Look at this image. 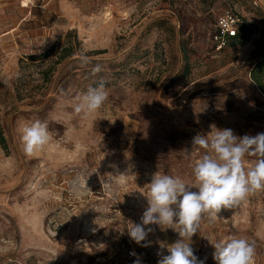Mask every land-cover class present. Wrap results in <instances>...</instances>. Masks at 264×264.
Returning a JSON list of instances; mask_svg holds the SVG:
<instances>
[{
	"label": "rangeland",
	"instance_id": "374dc122",
	"mask_svg": "<svg viewBox=\"0 0 264 264\" xmlns=\"http://www.w3.org/2000/svg\"><path fill=\"white\" fill-rule=\"evenodd\" d=\"M253 5L0 0V264H157L161 243L178 234L146 226L154 232L143 247L127 232L141 223L152 174L192 183L202 150L191 140L210 125L264 132V91L251 78L264 35L248 27L222 51L211 39L218 16L230 10L247 24ZM63 48L71 55L61 57ZM96 64L103 71L93 77ZM100 77L109 97L97 113L58 108L60 89L74 96ZM35 120L47 122L52 141L26 156L17 129ZM225 235L254 242L255 264H264V191L214 223L205 218L195 255L215 264L210 243Z\"/></svg>",
	"mask_w": 264,
	"mask_h": 264
},
{
	"label": "clouds",
	"instance_id": "9594fccd",
	"mask_svg": "<svg viewBox=\"0 0 264 264\" xmlns=\"http://www.w3.org/2000/svg\"><path fill=\"white\" fill-rule=\"evenodd\" d=\"M77 59L81 67L92 64L85 50L80 51ZM102 71V66L96 64L90 75L95 77ZM107 84L108 81L100 77L74 96L60 89L57 106L61 110L70 107L75 115L87 119L108 100ZM210 128L208 133H197L191 140V148L202 150V155L192 166V183L185 182L180 176L157 171L152 174L147 194L141 192L147 207L141 223H131L127 230L130 239L137 245L149 246L147 237L154 232V228L146 227L150 225L158 226L161 231L172 229L178 234L174 243H161L157 264H205L206 257L198 258L191 246L202 221L206 218L209 223H214L224 210L235 208L250 196L264 191V132L239 136L230 128L219 129L214 124ZM17 130L26 156L43 151L52 141L44 121L24 122ZM210 244L214 249L215 264H255L254 242L225 235ZM164 249L168 254H164ZM134 264L141 262L137 259Z\"/></svg>",
	"mask_w": 264,
	"mask_h": 264
},
{
	"label": "built area",
	"instance_id": "2783aa9c",
	"mask_svg": "<svg viewBox=\"0 0 264 264\" xmlns=\"http://www.w3.org/2000/svg\"><path fill=\"white\" fill-rule=\"evenodd\" d=\"M243 24V20L230 10L218 16L212 32V41L215 44V48L220 49L227 45L231 38L243 36L240 31Z\"/></svg>",
	"mask_w": 264,
	"mask_h": 264
},
{
	"label": "trees",
	"instance_id": "16d2710c",
	"mask_svg": "<svg viewBox=\"0 0 264 264\" xmlns=\"http://www.w3.org/2000/svg\"><path fill=\"white\" fill-rule=\"evenodd\" d=\"M246 24L244 23L241 28L240 31L244 34L246 33ZM240 38V36L235 37V38H231L228 42L227 45L223 46L222 48H220V50L222 51L224 48H226L230 42H234L236 39ZM211 39H212V35H211ZM213 42V41H212ZM214 47L215 44L213 43ZM63 53L61 55V57H67L71 55V50L70 48H63L62 49ZM251 78L253 80V82L256 84V86L260 89H262V91H264V58H262L259 62H257L253 69L251 70ZM0 144L5 147V138L3 137L2 133H1V129H0Z\"/></svg>",
	"mask_w": 264,
	"mask_h": 264
},
{
	"label": "crops",
	"instance_id": "0c3cea01",
	"mask_svg": "<svg viewBox=\"0 0 264 264\" xmlns=\"http://www.w3.org/2000/svg\"><path fill=\"white\" fill-rule=\"evenodd\" d=\"M251 2L256 5L252 6V11L249 12L250 16L246 20L247 31H250L248 27L253 26L251 28H257L259 34L264 35V0H251Z\"/></svg>",
	"mask_w": 264,
	"mask_h": 264
}]
</instances>
